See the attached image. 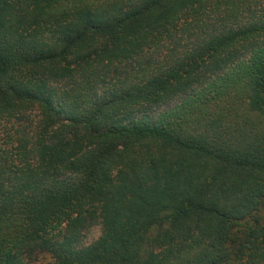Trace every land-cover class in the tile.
<instances>
[{"label": "trees", "instance_id": "trees-1", "mask_svg": "<svg viewBox=\"0 0 264 264\" xmlns=\"http://www.w3.org/2000/svg\"><path fill=\"white\" fill-rule=\"evenodd\" d=\"M42 255L264 264V0H0V264Z\"/></svg>", "mask_w": 264, "mask_h": 264}, {"label": "rangeland", "instance_id": "rangeland-1", "mask_svg": "<svg viewBox=\"0 0 264 264\" xmlns=\"http://www.w3.org/2000/svg\"><path fill=\"white\" fill-rule=\"evenodd\" d=\"M100 234V226L95 224L87 229L83 236V242L88 243L96 239ZM39 264H50V258L48 255H42L39 257Z\"/></svg>", "mask_w": 264, "mask_h": 264}]
</instances>
